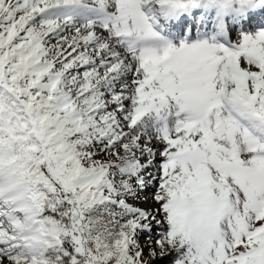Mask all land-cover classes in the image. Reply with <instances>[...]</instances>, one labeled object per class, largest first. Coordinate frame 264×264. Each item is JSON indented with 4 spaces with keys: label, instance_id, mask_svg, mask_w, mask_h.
I'll list each match as a JSON object with an SVG mask.
<instances>
[{
    "label": "rangeland",
    "instance_id": "374dc122",
    "mask_svg": "<svg viewBox=\"0 0 264 264\" xmlns=\"http://www.w3.org/2000/svg\"><path fill=\"white\" fill-rule=\"evenodd\" d=\"M159 4L0 0V264H264V33L230 30L234 72L199 19L164 58Z\"/></svg>",
    "mask_w": 264,
    "mask_h": 264
},
{
    "label": "bare ground",
    "instance_id": "6f19581e",
    "mask_svg": "<svg viewBox=\"0 0 264 264\" xmlns=\"http://www.w3.org/2000/svg\"><path fill=\"white\" fill-rule=\"evenodd\" d=\"M201 4H203V3H200L198 0H184V1H180L179 3L174 2L170 8H167L164 6L163 2H160L159 12L163 15L164 19L169 18L170 21L174 22V23H172L173 28H181L183 23H185L186 21L188 22L191 19H197L198 16H200L201 21H200L199 27L203 28V27H206L208 25H212V27L215 29V30H213L212 35L220 34L221 42H224L226 45H232L229 43L230 36H229L227 31L229 29L234 28L236 26L237 22H243L244 20L251 22V29L249 31V33L251 35H253V34L257 35L258 31L260 29H262V27H263L264 0H249L246 3H244L241 11L247 10L249 13V16L246 19L242 18V16H236L234 18V20L230 23H225L224 18L221 15H218L216 17L213 16L208 9H203L201 7ZM148 6H150V5L148 4ZM191 30L195 31L196 28L193 27V28H191ZM99 37H101V36H97V38H99ZM166 39H167V37H165L164 39L156 38V41L160 42V45H161V55H162V57H165V58L168 55H170V53L172 52L173 47H174V45L170 44L169 53L164 54L162 51V44H163V41ZM259 39H260L259 40L260 43L263 44V46H264V39L263 38H259ZM199 45L203 48L205 45H207V43L203 42V43H200ZM232 46H233L232 51H227V50L221 51L222 56H223V54L227 55V58H230L232 55L235 54V58L232 61H230L229 63L225 64L229 68L230 72H234V70L236 71V69H238V68H236V60L235 59H236V55L238 53L237 49L239 47L237 45H232ZM126 52H127V54H134L131 51H126ZM221 52L219 51L220 54H221ZM147 55L151 56V53H148ZM137 62H138V68H139V65L140 66L146 65V61H144V60H139ZM130 64L132 65L131 62H130ZM136 67H137V63H136ZM138 68H137V70H138ZM131 70H133V67L130 69V71ZM125 76H121V77L119 76V78H123ZM118 82H120V81H118ZM133 82L135 84L137 81L134 80ZM14 83H16V82H14ZM248 137H249L250 142H253V141L257 142L258 141V138L253 136V135H249ZM256 142H255V144H256ZM251 144H254V143H251ZM145 159H147V158H145ZM162 159H163V162L170 160V155L168 156V151H164V152L162 151ZM172 167H173V164H172ZM158 168L161 169V172H162V167L158 165ZM136 207H139V206H136ZM134 209H135V207H134ZM146 210L136 208V210L134 212L135 214H137L136 220H137V225L140 229L145 228L146 226H148L150 223H152L154 221V219L151 217V215L148 214V212ZM146 234H147L146 238L149 241V248L148 249H151L152 245H154V240H156L159 237V235L156 232V230L152 231V232H147Z\"/></svg>",
    "mask_w": 264,
    "mask_h": 264
},
{
    "label": "trees",
    "instance_id": "16d2710c",
    "mask_svg": "<svg viewBox=\"0 0 264 264\" xmlns=\"http://www.w3.org/2000/svg\"><path fill=\"white\" fill-rule=\"evenodd\" d=\"M3 79H5L6 80V82L9 84V85H12L11 84V81L12 80H10V81H8V78L6 77V76H4L3 75ZM15 82V81H14ZM51 166H52V168H51V171L52 170H54V171H56L57 170V167L55 166V165H53L52 164V162H51ZM53 172V171H52ZM60 172H62V171H60ZM52 217V216H51ZM51 220H53L54 222H56L57 223V220L58 219H55V218H51ZM61 242H62V240H61ZM64 249L66 250V251H68V253H69V249L67 248V247H64ZM51 262H54V264H70V258H63V259H61V260H50ZM84 263H86V261H85V259L84 260H82ZM87 263H88V261H87ZM76 264V263H75Z\"/></svg>",
    "mask_w": 264,
    "mask_h": 264
}]
</instances>
